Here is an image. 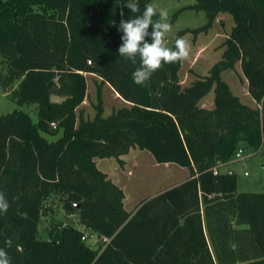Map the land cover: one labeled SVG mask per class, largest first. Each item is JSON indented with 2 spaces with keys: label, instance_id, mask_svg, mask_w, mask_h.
I'll return each instance as SVG.
<instances>
[{
  "label": "trees",
  "instance_id": "16d2710c",
  "mask_svg": "<svg viewBox=\"0 0 264 264\" xmlns=\"http://www.w3.org/2000/svg\"><path fill=\"white\" fill-rule=\"evenodd\" d=\"M125 2L0 0L3 82L21 80L15 99L38 109V121L24 109L0 116V192L10 202L0 214V247L12 264H264V192L239 193L237 174L220 171L240 147L264 149V0L184 7L205 10L208 22L177 37L207 31L221 12L235 23L222 58L187 86L183 62L165 64L144 85L133 82L139 57L133 64L118 54L120 21L138 15ZM137 2L143 12L151 0ZM238 62L256 107L223 79ZM88 74L130 105L105 116L98 88L96 114L87 117L80 107ZM212 90L214 107L201 106ZM132 148L186 167L189 175L129 211L124 189L98 159L124 166ZM52 197L81 227L61 222L43 238L40 224ZM86 233L100 246L93 248Z\"/></svg>",
  "mask_w": 264,
  "mask_h": 264
},
{
  "label": "rangeland",
  "instance_id": "374dc122",
  "mask_svg": "<svg viewBox=\"0 0 264 264\" xmlns=\"http://www.w3.org/2000/svg\"><path fill=\"white\" fill-rule=\"evenodd\" d=\"M196 0H151L159 12L164 9L168 12L165 22L171 25V31L166 35L165 43L171 48L179 31L185 28H198L208 22L205 10L184 8ZM231 14L221 12L214 24L207 31L195 34L189 31L181 37L191 45L190 55L183 61L181 69V82L184 86L190 85L198 76L207 75L212 66L222 58L225 50L224 42L230 36L234 26ZM1 56V55H0ZM7 69L3 67L0 57V116L11 113L16 109H24L31 113L34 121H38V109L35 104H21L15 99L14 93L19 89L21 80L14 81L7 86L3 82V75ZM225 79L241 96L247 95L248 82L244 77L241 63L238 62L234 69L222 73ZM88 97L81 105L87 117L93 118L96 114L94 105L97 103L98 88H102L105 116H109L115 109L125 105V102L108 84L102 83L101 79L88 74ZM245 92V93H244ZM211 96L214 94L211 92ZM54 100L60 101L61 97L53 95ZM247 97L245 96V99ZM242 99V98H241ZM208 102V101H206ZM253 102V101H251ZM249 105V104H248ZM257 102L249 105L256 107ZM49 139H57L58 136L47 135ZM242 158L233 157L227 164L222 166L223 172L233 171L237 174V192H264V149L254 152L250 147H244ZM115 161H104L101 167L121 173V183L128 194L126 206L132 209L145 198L160 192L164 187L174 182H179L186 177L188 168L173 164L171 166L156 163L154 156L148 150L135 149L125 156V165L121 166L116 158ZM113 162V163H112ZM120 171L116 170V166ZM174 182H171V181ZM52 210L43 216L40 224V235L47 238L52 229H56L59 223L79 224L77 215L68 214L63 208V203L57 197L51 199ZM81 227V225H78ZM95 236H88V242L97 248L100 246Z\"/></svg>",
  "mask_w": 264,
  "mask_h": 264
},
{
  "label": "clouds",
  "instance_id": "9594fccd",
  "mask_svg": "<svg viewBox=\"0 0 264 264\" xmlns=\"http://www.w3.org/2000/svg\"><path fill=\"white\" fill-rule=\"evenodd\" d=\"M125 7L138 15L120 21L118 31L122 33V43L118 48V54L133 64H136L139 57L140 66L132 73L134 83L144 85L165 64L181 63L188 59L191 45L187 40L177 37L174 48H169L165 43L166 35L171 31V25L165 22L168 17L166 10L160 9L157 13V9L152 4H146L141 12L137 0H126ZM157 15L158 19L154 21L153 18ZM150 27L151 31H149ZM9 208V200L3 192H0V214H6ZM0 264H12L11 257L2 247H0Z\"/></svg>",
  "mask_w": 264,
  "mask_h": 264
},
{
  "label": "crops",
  "instance_id": "0c3cea01",
  "mask_svg": "<svg viewBox=\"0 0 264 264\" xmlns=\"http://www.w3.org/2000/svg\"><path fill=\"white\" fill-rule=\"evenodd\" d=\"M229 70V69H228ZM181 73V72H180ZM244 74V73H243ZM90 75H93V76H95V77H97L98 79H100L97 75H95V74H90ZM244 77H245V75H244ZM245 79L247 80V78L245 77ZM247 82H248V80H247ZM109 85V84H108ZM184 86V85H183ZM113 89V88H112ZM232 90L234 91V93L235 94H237L238 96H240L241 98H242V101L243 102H245L246 104H249V105H251V104H253V102H256L255 101V99L251 96V94L249 93V89L248 88H246V90H247V95H245L247 98L245 99V96H241L234 88H232ZM116 93H117V95L118 96H120L119 95V93L116 91V90H114ZM211 92H213V90L211 91ZM209 93L208 95H206L205 97H203L202 99H201V101H200V105L201 106H203V107H207V108H212V107H214V99H215V92H214V94L211 96V94L212 93ZM245 93V92H244ZM121 97V96H120ZM54 99V98H53ZM62 99V98H61ZM121 99L125 102V105H123V106H129L130 105V103L129 102H127L126 100H124L122 97H121ZM206 101H208V102H206ZM251 101H253V102H251ZM81 108V107H80ZM135 149H137V148H132L131 149V151H130V153L132 152V151H134ZM128 155V154H127ZM126 156V155H125ZM125 156H123V158L125 159ZM111 159H114L113 157H111V158H100V159H98V165H99V167L102 169V170H104V171H106V172H108L109 173V175L115 180V182H117L120 186H122V188L124 189V191H125V187L123 186V184L121 183V181H122V178H121V173H118V172H114V173H112V171L110 172V170L109 169H107V168H103V167H101V164L102 163H104V161H115V160H111ZM113 163V162H112ZM157 163V162H156ZM159 164H161V163H159ZM163 165H168V166H171V165H173L174 163H162ZM227 164V163H226ZM225 164H222V166H224ZM222 166H221V168H220V171L221 172H223L222 171ZM183 168H185V167H183ZM116 170H118V171H120V169L118 168V165L116 166ZM188 173H189V169H188ZM189 174H187L186 173V177L188 176ZM171 182H174L173 180L171 181ZM180 182V181H179ZM177 182H174V183H172L171 185H173V184H176ZM171 185H169V186H171ZM169 186H167V187H169ZM167 187H164V188H167ZM162 190H163V188H161ZM125 194H126V196H125V205H126V200H127V198H128V194H127V192L125 191ZM154 196V195H153ZM139 204H137L136 206H134L132 209H128L127 208V206H126V208L129 210V211H134V210H136L137 209V206H138ZM96 236V235H95ZM95 238V237H94Z\"/></svg>",
  "mask_w": 264,
  "mask_h": 264
},
{
  "label": "built area",
  "instance_id": "2783aa9c",
  "mask_svg": "<svg viewBox=\"0 0 264 264\" xmlns=\"http://www.w3.org/2000/svg\"><path fill=\"white\" fill-rule=\"evenodd\" d=\"M52 124H53V125H56L55 123H52ZM243 151H244V149H243L242 147H240L239 150L236 152V154H235L234 157H236V158H242V153H243ZM216 171H218V170H216ZM78 225H79V224H78ZM78 225H77V226H78ZM88 236H89V234L86 233L84 239H86ZM95 237H96V236H95ZM96 238H97V237H96ZM97 240H98V239H97Z\"/></svg>",
  "mask_w": 264,
  "mask_h": 264
}]
</instances>
